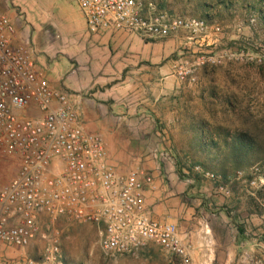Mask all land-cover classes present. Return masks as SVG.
<instances>
[{"label": "rangeland", "instance_id": "374dc122", "mask_svg": "<svg viewBox=\"0 0 264 264\" xmlns=\"http://www.w3.org/2000/svg\"><path fill=\"white\" fill-rule=\"evenodd\" d=\"M141 1L220 27L203 37L180 30L160 40L170 52L168 92L152 83L156 77L137 49L87 34L74 0H0V9L33 44L52 84L80 97L85 130L102 135L118 169L145 158L156 165L160 186L175 193L173 206L186 207L178 221L195 234L188 240L196 244V264H264V0ZM180 65L191 70L183 78ZM193 165L226 173L230 193L197 178ZM17 171L0 152V184ZM55 228L66 264H175L155 245L133 256L106 254L90 223L60 221ZM44 245L17 250L0 243V264L37 258Z\"/></svg>", "mask_w": 264, "mask_h": 264}, {"label": "built area", "instance_id": "2783aa9c", "mask_svg": "<svg viewBox=\"0 0 264 264\" xmlns=\"http://www.w3.org/2000/svg\"><path fill=\"white\" fill-rule=\"evenodd\" d=\"M74 3L91 35L128 33L158 42L180 30L203 37L220 28L141 0ZM175 68L179 78L191 71ZM41 70L33 44L19 37L13 19L0 9V152L18 164L16 175L0 184V243L18 250L45 242L39 257L22 255L11 264H66L53 233L60 221L95 225L100 248L109 255L133 256L155 245L175 264H196L177 225L147 210L144 192L154 187L151 171L136 164L125 172L110 162L102 135L85 130L80 97L52 84ZM192 171L218 193H230L215 172L199 165ZM235 176L241 179L243 173Z\"/></svg>", "mask_w": 264, "mask_h": 264}, {"label": "crops", "instance_id": "0c3cea01", "mask_svg": "<svg viewBox=\"0 0 264 264\" xmlns=\"http://www.w3.org/2000/svg\"><path fill=\"white\" fill-rule=\"evenodd\" d=\"M84 25L85 24L83 23V27ZM92 37L95 40L105 41L106 43L114 42L115 45L125 48L127 47L130 51H134V49H137L138 52L135 53L136 56L141 60L144 59L148 61L147 64H145V67H147V69H150L151 73H154L153 77H156V79H154L152 83L155 86L158 85L159 87H161L163 93L164 91H169L170 70L168 58L170 52L167 46H164V43L162 42L163 40L158 42L145 41L137 35H130L128 33H115L112 35H92ZM162 99H164V96H162ZM107 150L110 162H113V164L117 165V157L113 155L112 149L107 146ZM145 159L146 160H144L142 164L151 171L154 181L153 189H146L144 192L145 205L147 207V210L151 211L156 219L158 218L161 220H168L171 223L177 224L179 233L187 240L191 239V235L195 236V234H193L192 231H189V233L183 231L182 221H180V223L178 221L179 216L182 215L180 212H185L186 207L182 206L179 209L173 206L175 205L176 198H173L172 194L175 195V193H170V190L164 191V187L160 186L159 171L156 169V165H154L151 160H148V158ZM190 169L192 171V167ZM196 177L200 178V176L198 175H196ZM212 187H214L213 190L216 191V187L213 184ZM187 213H189V210H187ZM190 244L192 246V258L194 262L197 263L196 258L194 257L197 250L196 244Z\"/></svg>", "mask_w": 264, "mask_h": 264}, {"label": "trees", "instance_id": "16d2710c", "mask_svg": "<svg viewBox=\"0 0 264 264\" xmlns=\"http://www.w3.org/2000/svg\"><path fill=\"white\" fill-rule=\"evenodd\" d=\"M157 5H158V8H159V9H162V8L164 9V8H165V5H164L163 3H161V4H157ZM239 145H240V144H239ZM241 148H244V146H243V145H240V146H238V147H237V146L234 147V150H235V153H236L237 156L242 155V151H241L242 149H241ZM222 176H223V177H222L223 180H224L225 183H226V181H228V177H229V176H227L226 173L223 174Z\"/></svg>", "mask_w": 264, "mask_h": 264}]
</instances>
